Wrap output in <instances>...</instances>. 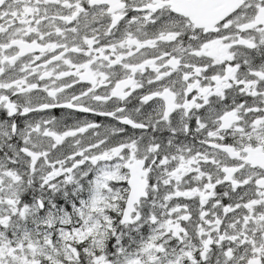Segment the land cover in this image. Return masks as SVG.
<instances>
[{"label":"snow or ice","instance_id":"obj_1","mask_svg":"<svg viewBox=\"0 0 264 264\" xmlns=\"http://www.w3.org/2000/svg\"><path fill=\"white\" fill-rule=\"evenodd\" d=\"M0 264H264V0H0Z\"/></svg>","mask_w":264,"mask_h":264}]
</instances>
